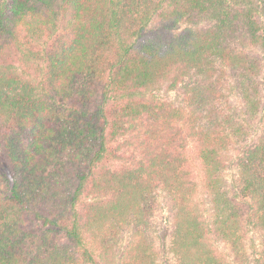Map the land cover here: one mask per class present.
<instances>
[{
    "label": "trees",
    "instance_id": "trees-1",
    "mask_svg": "<svg viewBox=\"0 0 264 264\" xmlns=\"http://www.w3.org/2000/svg\"><path fill=\"white\" fill-rule=\"evenodd\" d=\"M0 264H264V0H0Z\"/></svg>",
    "mask_w": 264,
    "mask_h": 264
},
{
    "label": "rangeland",
    "instance_id": "rangeland-1",
    "mask_svg": "<svg viewBox=\"0 0 264 264\" xmlns=\"http://www.w3.org/2000/svg\"><path fill=\"white\" fill-rule=\"evenodd\" d=\"M185 156L187 157L189 163L188 165L191 168V172H192L191 181L195 184L197 188L195 200H202L204 198V190L202 185V169L200 163L193 155V143L190 140L188 141V144L186 146ZM232 171L233 168L230 169L231 174ZM157 198H158V205L156 210L154 211L152 222L156 224L160 230H162V228L164 229L165 226H168L171 213L165 201L163 200V197L159 193L157 194ZM125 242H126V237L124 238L123 244ZM222 251L225 252L226 250L222 249Z\"/></svg>",
    "mask_w": 264,
    "mask_h": 264
}]
</instances>
